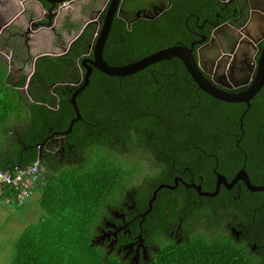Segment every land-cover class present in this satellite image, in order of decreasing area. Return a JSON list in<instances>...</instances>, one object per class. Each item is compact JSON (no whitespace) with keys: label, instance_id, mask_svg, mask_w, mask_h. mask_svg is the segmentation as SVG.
Here are the masks:
<instances>
[{"label":"trees","instance_id":"16d2710c","mask_svg":"<svg viewBox=\"0 0 264 264\" xmlns=\"http://www.w3.org/2000/svg\"><path fill=\"white\" fill-rule=\"evenodd\" d=\"M169 1L153 18L136 19L128 28L114 27L113 21L103 59L124 64L175 44L185 33L188 11L212 20L215 12L222 13L220 7L224 14L236 7L234 1L226 6L219 0ZM9 77L0 60V168L14 174L35 160L45 167L29 193L38 191L42 214L19 233L11 264H264V208L251 209L262 191L243 189L240 200L219 195L221 202L182 222V236L175 241L169 237V225L189 195L183 186L159 187L149 210L139 214L142 236L151 246L147 260L130 262L116 246L111 249L107 240H97L113 212H123L128 220L143 213L152 190L170 184L183 167L196 183L199 175L206 189L213 184L215 165L227 174L243 165L251 183L264 185V83L250 99L240 130L244 103L221 101L200 90L176 57L121 77L93 68L75 96L80 119L63 136L59 154L50 140L40 151L38 143L67 127L74 116L69 97L80 81L55 83L49 102L25 98L15 86L24 77L17 83ZM16 193L2 185L0 198L20 204L29 196L17 203ZM124 201L132 204L131 210ZM139 218L127 225L131 233L139 231ZM234 220L247 226L246 239L236 240L219 229ZM254 243L260 246L251 250Z\"/></svg>","mask_w":264,"mask_h":264},{"label":"flooded vegetation","instance_id":"af4514ba","mask_svg":"<svg viewBox=\"0 0 264 264\" xmlns=\"http://www.w3.org/2000/svg\"><path fill=\"white\" fill-rule=\"evenodd\" d=\"M232 1L235 2L236 7L230 8L227 14H224L223 12L226 11L220 7L222 13L215 12L212 20L206 17L200 18L197 10L188 11L183 20L185 33L182 39H176L175 44L185 45V42L187 43L185 46L192 44L191 53L194 59L197 62L200 59L202 67L215 74V77L221 81V75L225 77L231 74L232 80H240L251 70L245 84L225 88L215 83L216 86L228 91L238 92L247 87L252 80L264 39L258 41L254 49H251L248 43L240 39L241 36L237 34V31L247 20L248 1L224 0L220 2L226 6L230 5ZM169 3V0H64L59 2L55 0L53 2L47 0H0V60L6 65L11 82L17 83L21 76L24 77L23 82L15 84V86L27 98L28 94L25 93V90L31 79L35 77L37 63H42V59L45 57L75 56L73 61L79 71V78L82 76L84 67H82L81 61L87 63L86 59L92 56V44L109 9L113 8L109 29L113 21L114 27L120 24L128 28L136 19L153 18ZM161 8L162 10L158 12ZM213 30L214 34H212ZM107 38L108 33L104 43ZM203 75L211 79V74L203 71ZM39 76H42V69ZM79 78L62 83L75 85L79 82ZM226 79L228 81V78ZM55 83L59 82L49 84V91ZM237 140L238 138H236ZM62 141L63 138L51 141L59 154L64 148ZM215 166L212 167L214 181L210 186L211 189L202 188L199 175V183H196L194 176L189 170L187 171L186 167H183V172L179 171L173 175L170 184L161 183L170 185L171 190H177L180 189L178 186H183L184 194L189 195L185 201L181 202L180 211L174 215L173 222L169 225V237L175 241H178L182 236V222L199 217L213 203L221 202L223 199L219 195L228 193L233 198L240 200L244 194L243 189L248 190L239 178L227 186L240 169L246 173L243 165L232 174L218 171ZM217 175H222L226 182H218ZM246 175L249 180L247 173ZM221 189H223L222 192H220ZM214 191L213 195L202 194ZM262 192L264 193V191ZM212 197L215 198L211 199ZM257 202V206L251 208L253 211L264 208V195H261ZM125 204L127 203L125 202ZM126 208L131 210L132 204H127ZM141 213L142 211L136 212L131 220L139 218ZM113 215V220L105 221L97 240H107L109 245L111 244V249L116 246V251L121 252L122 257L128 258L130 262L136 263L139 259L147 260L151 246L145 242L144 236H142V220L139 218L136 221L139 231L131 233L132 231L127 227L128 224H131V220L125 219L123 212H113ZM249 217L253 218V213L249 214ZM224 224V226H219V229L223 228L230 232L236 240L243 237L246 239L247 235L244 229L247 226L245 224L238 220H234L232 224L230 222ZM258 246L260 245L254 243L250 245V248L255 250V247Z\"/></svg>","mask_w":264,"mask_h":264},{"label":"water","instance_id":"95a60500","mask_svg":"<svg viewBox=\"0 0 264 264\" xmlns=\"http://www.w3.org/2000/svg\"><path fill=\"white\" fill-rule=\"evenodd\" d=\"M47 1L53 2V0H47ZM55 1L59 2L64 0H55ZM220 1L223 2L224 0H220ZM247 1L249 6L248 17L247 20L244 22V24L238 28L237 34L241 36L240 39L242 41L248 43L251 49H254L256 43L261 39H264V0H254V1L247 0ZM161 10L162 8L159 9L158 12H160ZM112 15H113V8L109 9V11L106 12V15L103 18L98 34L92 44V56L86 59L87 63L81 61V65L82 67H84V72L82 76L79 78L80 81L79 85L73 88L71 95L69 97V102L74 111V116L70 118L67 127L64 130L53 131L44 140L38 143L39 151L41 145H43L45 141L51 140L54 136H58L60 139H62L63 136L71 129L73 122L80 119V114L78 112L75 103V96L87 84L88 76L92 68H95L100 72L110 76L121 77L132 74L142 69L143 67L153 62H156L160 59H168L170 57H176L182 62L188 74L190 75L192 81L196 84V86L200 90H202L206 94L221 101L243 102L245 104L244 110L238 116V126L241 130V118L244 112L246 111V109L249 107V100L255 95V93L259 90V88L262 86L264 82V40L262 42L258 54V58L255 66V72L253 74L250 84L241 91L233 92L218 87L215 85V83H218L224 86L225 88L236 87L245 84L248 80V75L250 74L251 70L248 73H246L244 77L240 80H232L231 74L225 77L221 75L222 76V81H221L215 77V74H212L211 72H209L208 70L202 67L200 59H198V62L194 59L191 53L192 44H190V46H185L181 44H172L169 46H165L151 53H148L136 60L124 64L113 65L107 63L102 57V48L108 33ZM214 32L215 31L213 30L212 34H214ZM203 71L211 74V79L206 78L203 75ZM226 78H228L229 82L227 81ZM217 178H218L217 180L218 182L219 181L223 183L226 182L222 175H217ZM238 178L244 182L248 190L264 191V185L251 184L248 180L246 173L242 169L238 171V173L231 179V181L228 183L227 186H229L233 181H235ZM159 187L170 188L171 186L167 184H159L158 186H156L152 190L151 197L147 201V208L144 210L143 213L140 214L141 216L149 210L150 203L154 198L155 192ZM196 188L198 189V186H196ZM215 191L212 193L204 192L202 194L213 195Z\"/></svg>","mask_w":264,"mask_h":264},{"label":"rangeland","instance_id":"374dc122","mask_svg":"<svg viewBox=\"0 0 264 264\" xmlns=\"http://www.w3.org/2000/svg\"><path fill=\"white\" fill-rule=\"evenodd\" d=\"M74 57L50 56L46 62L37 63L35 77L25 90L27 98L40 100L43 97L50 102V83L78 79L79 71L73 61ZM41 69L42 76H39ZM37 196L38 191L34 189L20 204L6 203L0 198V264L12 263L14 242L19 233L26 225L35 223L42 214Z\"/></svg>","mask_w":264,"mask_h":264},{"label":"built area","instance_id":"2783aa9c","mask_svg":"<svg viewBox=\"0 0 264 264\" xmlns=\"http://www.w3.org/2000/svg\"><path fill=\"white\" fill-rule=\"evenodd\" d=\"M44 166L38 160L33 161L24 169L18 168L14 174L0 168V190L2 185H10L17 190L16 201L20 203L23 198L30 193V184L33 180L41 176ZM8 202L9 199L5 198Z\"/></svg>","mask_w":264,"mask_h":264},{"label":"crops","instance_id":"0c3cea01","mask_svg":"<svg viewBox=\"0 0 264 264\" xmlns=\"http://www.w3.org/2000/svg\"><path fill=\"white\" fill-rule=\"evenodd\" d=\"M56 138H59L58 136H54L50 141L56 139ZM60 139V138H59Z\"/></svg>","mask_w":264,"mask_h":264},{"label":"clouds","instance_id":"9594fccd","mask_svg":"<svg viewBox=\"0 0 264 264\" xmlns=\"http://www.w3.org/2000/svg\"><path fill=\"white\" fill-rule=\"evenodd\" d=\"M43 165V164H42ZM44 166V165H43ZM44 170H45V167H44Z\"/></svg>","mask_w":264,"mask_h":264}]
</instances>
